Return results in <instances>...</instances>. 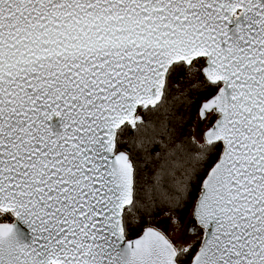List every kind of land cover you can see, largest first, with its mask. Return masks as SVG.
<instances>
[{
	"label": "snow or ice",
	"instance_id": "6c2138e0",
	"mask_svg": "<svg viewBox=\"0 0 264 264\" xmlns=\"http://www.w3.org/2000/svg\"><path fill=\"white\" fill-rule=\"evenodd\" d=\"M0 264H264V0H0Z\"/></svg>",
	"mask_w": 264,
	"mask_h": 264
},
{
	"label": "trees",
	"instance_id": "16d2710c",
	"mask_svg": "<svg viewBox=\"0 0 264 264\" xmlns=\"http://www.w3.org/2000/svg\"><path fill=\"white\" fill-rule=\"evenodd\" d=\"M184 89L182 88L181 91H183ZM198 102V101H196ZM196 102H194L191 106V111L189 112V109L187 108H181L178 112V114L182 117H189L190 119L188 120V122L186 124L183 125V131L187 132L189 126H192L194 128L195 124H196ZM193 135V132L191 133ZM195 137L197 139H199V134L198 132H196ZM121 139L123 141H126L127 139V134H125V136L121 137ZM125 145L122 144L121 147L123 148ZM148 174L151 175V170H148ZM145 173L141 172L140 173V186L141 188H143V185L146 183L145 179H144ZM191 209V204L188 205V207L186 209L181 210L180 213V217H181V222L182 225L185 222V219H187L188 214L190 212ZM125 211H128V207L125 209ZM168 212L167 206H162L158 209H156L152 215H147L145 214L142 210L138 211L136 209H132L128 215H129V219H135L136 223L135 226L131 229V234H130V238H133L137 235H139L141 233V231L143 230V228L147 227V226H154L157 228V225H162L164 223L167 224V219H162L164 216H166L165 214ZM167 220V221H166Z\"/></svg>",
	"mask_w": 264,
	"mask_h": 264
},
{
	"label": "flooded vegetation",
	"instance_id": "af4514ba",
	"mask_svg": "<svg viewBox=\"0 0 264 264\" xmlns=\"http://www.w3.org/2000/svg\"><path fill=\"white\" fill-rule=\"evenodd\" d=\"M201 127H203V125H201ZM164 220V219H163ZM167 221V220H166ZM188 226V224H187V221H186V219H185V222H184V224H183V227H187ZM173 225L170 223V221H167V224L166 223H164V224H162V225H157V228H159L160 230H162V231H165L167 234H169V235H172V236H174L175 235V233L173 232ZM186 239H189V240H194L195 239V236H191V235H189V236H187L186 237Z\"/></svg>",
	"mask_w": 264,
	"mask_h": 264
},
{
	"label": "water",
	"instance_id": "95a60500",
	"mask_svg": "<svg viewBox=\"0 0 264 264\" xmlns=\"http://www.w3.org/2000/svg\"><path fill=\"white\" fill-rule=\"evenodd\" d=\"M194 128H195V126H194ZM196 135V131H193V136H195ZM127 207H129V206H126V208ZM190 212H191V209H190ZM190 212H189V214H188V217H187V219H186V221H187V224H189V220H190ZM162 219H167L168 220V217L167 216H164ZM193 224H195V222L193 221ZM147 227H154V226H147ZM198 227V226H197ZM140 234H142V231H141V233ZM139 234V235H140ZM138 236V235H137ZM134 238H136V236L135 237H133V239Z\"/></svg>",
	"mask_w": 264,
	"mask_h": 264
}]
</instances>
